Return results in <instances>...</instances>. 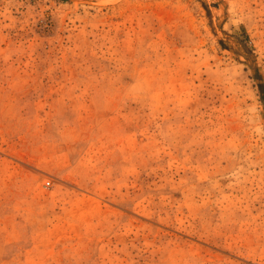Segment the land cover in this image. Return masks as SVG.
<instances>
[{
  "label": "rangeland",
  "instance_id": "rangeland-1",
  "mask_svg": "<svg viewBox=\"0 0 264 264\" xmlns=\"http://www.w3.org/2000/svg\"><path fill=\"white\" fill-rule=\"evenodd\" d=\"M0 264H264V0H0Z\"/></svg>",
  "mask_w": 264,
  "mask_h": 264
}]
</instances>
